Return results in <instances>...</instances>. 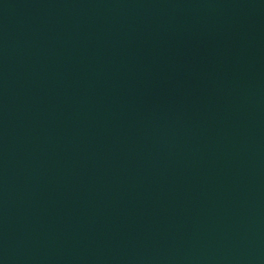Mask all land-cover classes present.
Instances as JSON below:
<instances>
[{
  "label": "water",
  "instance_id": "obj_1",
  "mask_svg": "<svg viewBox=\"0 0 264 264\" xmlns=\"http://www.w3.org/2000/svg\"><path fill=\"white\" fill-rule=\"evenodd\" d=\"M0 264H264V0H0Z\"/></svg>",
  "mask_w": 264,
  "mask_h": 264
}]
</instances>
